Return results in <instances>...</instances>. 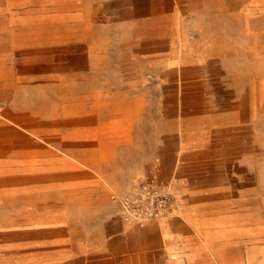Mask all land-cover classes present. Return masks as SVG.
<instances>
[{"label":"rangeland","instance_id":"obj_1","mask_svg":"<svg viewBox=\"0 0 264 264\" xmlns=\"http://www.w3.org/2000/svg\"><path fill=\"white\" fill-rule=\"evenodd\" d=\"M209 189L264 255V0H0V264L147 262Z\"/></svg>","mask_w":264,"mask_h":264},{"label":"crops","instance_id":"obj_2","mask_svg":"<svg viewBox=\"0 0 264 264\" xmlns=\"http://www.w3.org/2000/svg\"><path fill=\"white\" fill-rule=\"evenodd\" d=\"M199 194L188 196L178 209L181 213L173 218L130 227L136 254L154 256L138 264H234L239 260L250 264L254 256L264 264L257 247L239 249L237 245L250 241V213L243 215L235 200L213 198L210 189ZM160 253L163 256L158 257Z\"/></svg>","mask_w":264,"mask_h":264},{"label":"built area","instance_id":"obj_3","mask_svg":"<svg viewBox=\"0 0 264 264\" xmlns=\"http://www.w3.org/2000/svg\"><path fill=\"white\" fill-rule=\"evenodd\" d=\"M142 215L144 214L145 216H139L138 215V213L136 212V214L134 215L135 216V218H138V217H154L153 215H155L156 214V210L155 209H146L145 211H143L142 213H141Z\"/></svg>","mask_w":264,"mask_h":264},{"label":"bare ground","instance_id":"obj_4","mask_svg":"<svg viewBox=\"0 0 264 264\" xmlns=\"http://www.w3.org/2000/svg\"><path fill=\"white\" fill-rule=\"evenodd\" d=\"M181 212L180 211H177V213L175 214L176 216L179 215ZM159 216V215H158ZM153 218H156V217H138V218H135V219H139V220H144V219H153ZM133 219V220H135Z\"/></svg>","mask_w":264,"mask_h":264}]
</instances>
